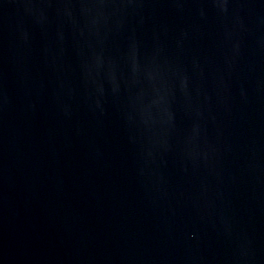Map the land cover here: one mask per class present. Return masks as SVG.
Here are the masks:
<instances>
[{"label": "water", "instance_id": "water-1", "mask_svg": "<svg viewBox=\"0 0 264 264\" xmlns=\"http://www.w3.org/2000/svg\"><path fill=\"white\" fill-rule=\"evenodd\" d=\"M0 264H264V0H0Z\"/></svg>", "mask_w": 264, "mask_h": 264}]
</instances>
